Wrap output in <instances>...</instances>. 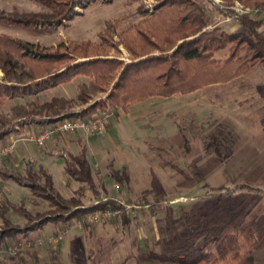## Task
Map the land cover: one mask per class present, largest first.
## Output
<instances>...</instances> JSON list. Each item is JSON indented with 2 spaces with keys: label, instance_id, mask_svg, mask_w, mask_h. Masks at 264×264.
<instances>
[{
  "label": "rangeland",
  "instance_id": "374dc122",
  "mask_svg": "<svg viewBox=\"0 0 264 264\" xmlns=\"http://www.w3.org/2000/svg\"><path fill=\"white\" fill-rule=\"evenodd\" d=\"M194 1L207 10L210 25L208 29L218 27L230 34L241 31L239 20L227 23V14L219 12L209 0ZM235 1L224 0V6L232 5ZM49 2L50 0H0L1 15L15 18L31 16L39 19L38 24L32 28L0 23V32L43 47H57L60 43L67 47L73 42L85 41L97 45L102 43L99 34L106 30L108 22H116L118 32L122 31L143 18L142 10L147 11L148 18H152L161 3L159 0H83L75 4L69 17L59 23L52 21ZM112 37L121 54L110 50L109 57H117L125 63L130 62L131 56L120 43L118 34L113 33ZM154 54L159 52L155 51ZM225 56L226 52L220 54L221 58ZM263 67H254L251 73L243 77V82H252L255 85L264 82ZM3 78L0 71V82ZM81 81L86 82L87 79L77 78L68 85L59 86L38 96L36 101L42 103L53 96L75 98ZM113 86L114 82H110L104 92L91 96L89 104H75L73 108L65 109L62 115L79 113L95 102L106 100ZM258 88L255 89L259 91V98L249 102L243 110H239L235 101L241 91L237 83L221 85L190 98V101L184 100V104L181 100L157 102L143 114L134 113L137 110L135 107L140 103L127 111L107 105L97 114L113 112L106 134L89 137L86 144L79 142L81 149L83 145L87 146L94 177L92 188L70 179L65 172V159L59 155H78L81 149L69 144L67 146L65 140L74 143L70 135L79 133L85 139L84 132L53 138L56 142L52 147H40L44 154L40 153L34 163L29 157L19 159L14 154L6 161H0V166H8L22 173L28 163L33 164L36 170L38 165L46 166L63 198L81 199L88 207L106 199L133 206H148L132 213L128 211L134 224L140 226L139 239L133 229H127L122 224L124 215L95 225L86 223L78 229L62 224H48L28 235H22L20 242L8 240L0 246V264H160L149 257L150 252H186V246L191 241L190 232L195 228V234L201 232L203 227L210 229L215 224L227 225L235 230H241L245 226H258L260 230L263 229L264 196H261L259 189L254 188L256 186L252 190H237L236 186L241 185L240 180L238 181L239 170L231 172L222 168L223 166L216 170L198 167L208 156L213 155L209 147L203 149L204 144L199 139L201 133L204 134L203 131L230 129L239 134V143L245 141V145H241L244 151L255 149L259 131L264 128V86ZM203 95L207 99L204 102L203 97L200 99ZM5 102L0 104V112L7 113L15 104L9 100ZM26 120L23 122L32 121L30 118ZM19 125L20 121L15 122V126ZM30 126L23 137L28 133L36 134L50 125ZM202 139L204 141L206 138ZM22 144L26 143L18 144L16 151ZM221 156L223 158L227 153L223 151ZM216 162L219 163V160ZM124 168L130 173L129 188L120 185L111 177L112 171H122ZM40 182L45 185L44 179ZM117 184L120 185V190H116ZM241 191L245 194H241ZM176 199L179 201L174 202ZM8 205H23L32 214L44 213L50 209L47 203L36 198L27 188L11 181H0V206L9 207ZM133 214H136L135 217ZM7 216L15 225L27 227V220L17 215L11 207ZM1 228L0 219V230ZM145 228L151 232L148 235V249L139 242L144 240ZM160 228L163 234L157 240L154 235H160ZM258 235L264 239V232H258ZM59 236H62V240L54 246L52 241ZM259 243L260 249L255 254L256 262L264 264V241ZM13 245L21 247L17 255L9 253V247ZM211 249L213 254H217L216 246Z\"/></svg>",
  "mask_w": 264,
  "mask_h": 264
},
{
  "label": "trees",
  "instance_id": "16d2710c",
  "mask_svg": "<svg viewBox=\"0 0 264 264\" xmlns=\"http://www.w3.org/2000/svg\"><path fill=\"white\" fill-rule=\"evenodd\" d=\"M81 1L50 0L52 21L61 23ZM159 1L158 11L152 18L142 10L143 18L122 31L118 32L116 22H108L106 30L99 34L102 43L97 45L85 41L73 42L67 47L63 43L57 47H43L0 32V71L4 75L0 82V104L7 100L28 99L7 113L0 112V143L8 137L23 135L29 124L23 120L29 118L33 123L52 125L63 119L92 118L107 105L127 111L149 98H171L225 85L247 76L257 65L264 66L261 21L242 17L239 20L241 31L230 34L218 27L208 29L207 10L194 0ZM239 1L252 7H264V0ZM38 21L31 16L15 18L0 14V23L22 28H32ZM113 33L118 34L120 43L131 56L130 62L109 57L110 50L121 54L113 41ZM155 51L159 54H154ZM222 52H226L225 58L220 57ZM80 77L87 81L78 84L75 98L55 96L42 103L36 101L38 96ZM110 82H114V86L106 100L95 102L79 113L62 115L75 104H89L91 96L104 92ZM17 121L21 123L18 127L15 126ZM60 156L65 159V172L70 179L91 188L94 186L86 146L78 155L61 153ZM111 177L129 188L130 173L126 168L112 171ZM43 179L45 185L40 182ZM0 181H12L27 188L50 208L47 212L32 214L23 205L0 206V246L8 240L20 242L22 235L48 224L69 226L97 210L121 207L112 199L98 201L90 207L78 198L65 199L47 169L40 166L36 170L30 163L24 173L0 168ZM236 187L237 190L253 189L248 185ZM10 207L27 220V227L21 228L8 218ZM123 218L125 224L130 223L128 214ZM203 228L196 234L197 228L190 232L191 241L186 252L152 251L149 257L162 264H257L255 254L260 247V238L252 227L241 230L229 226ZM213 246L217 247V254H213Z\"/></svg>",
  "mask_w": 264,
  "mask_h": 264
},
{
  "label": "crops",
  "instance_id": "0c3cea01",
  "mask_svg": "<svg viewBox=\"0 0 264 264\" xmlns=\"http://www.w3.org/2000/svg\"><path fill=\"white\" fill-rule=\"evenodd\" d=\"M256 69H259V67H257ZM242 79H243V77L238 79V80H235L231 83H228L229 85H232V84L235 85L237 83L239 86V89L241 90V91H239L238 96L235 98V101L237 102L239 110H243L244 108H247V106L249 105V102L253 101L254 99H258L260 94H259V91H257L256 89L258 87L262 88L264 86V82L257 83L256 84L257 86H256L255 83L252 84V82L244 83ZM225 85H227V84H225ZM220 86L221 85H214V86H210V87L204 88L202 90L196 91L195 93H192V94L175 95L171 98H158V97L157 98H151V99H149L143 103L138 104L135 107V109L137 108V110L134 113L135 114L137 112L142 113V114L146 113L150 109V107L153 106L154 104H156L157 102L162 103V102H168L170 100H174V101L178 102L179 100H181V103L184 104V100L190 101V98L195 97V96H199L200 94H205L207 91H211L212 89L218 88ZM53 97H55V96H53ZM202 97H203L202 101L204 102L206 97H205V95H203L200 97V99ZM9 101H13V103H15L13 106H15L19 103H24L25 101H28V99H15V100H9ZM262 101H263V99H262ZM263 103H264V101L262 102V107H264ZM2 104H4V102ZM129 114H131V113H126V114L124 113V115H129ZM38 119H39V121L45 120L44 118H38ZM37 124H42V123H33L30 121L29 124L26 126L25 131L29 128L30 125H31L30 126V128H31L33 125H37ZM43 124H46V123H43ZM203 133L204 134L201 133L200 138H199L201 141V144L202 143L204 144L203 149L205 147H209V149H211V152H212V153L211 152L210 153L213 155L208 156V158H206V161H203L198 167L201 169L203 168V169H209V170H216V169L221 168L223 166L222 168H226L228 170H231V172H232V170H239L240 176H239L238 181L240 180L239 181L240 184L241 185H248L251 187L256 186L254 188L259 189L260 192L262 193L261 196H264V128L261 131H259V133H260V134H258L259 139L257 140V144H255V149L254 150L248 149L247 151H244L242 149V146L245 145V141L242 140L239 143L237 141L238 140L237 137H239V134L237 132L233 133L232 130H230V129L224 128L223 130L221 129V131L217 130L215 132H214V130L208 131V132L203 131ZM70 136H71L70 138L74 141V143H70L69 141L65 140L66 139L65 138L64 140L66 142V145L67 146H68V144L72 145V146L78 148V150L81 149L80 144H79L80 141H81V143L84 144L86 141H89V139H90L89 137H94V136H89V135L85 134V139H86L85 140L84 136L81 133H79L77 135H70ZM202 137L206 138V139L203 141ZM8 139H10V137H8L4 142L0 143V146L5 144ZM55 142H56L55 139L50 141L47 144V148L52 147ZM238 144H239V147H237ZM22 145L23 146L19 147V149L17 151H15V154H14V156L19 157V159H22V158L26 159V157H29L31 162L34 163V161L36 160L37 156L40 155V153L44 154V152L41 150L43 148H40L35 144H22ZM83 146H86V145H83ZM245 147L247 148V146H245ZM22 151L24 154L22 153ZM223 151L225 153H227V156L222 158L221 153H223ZM260 152H261V154H260ZM20 153H22V157L20 156ZM216 160H219V163H217ZM0 161H6V159L0 160ZM40 166L44 167L43 165H38V168ZM0 168L15 170V169H11L8 166H3V165H1ZM34 168H35V166H34ZM44 168L47 169V171L49 172V170L46 166ZM16 171H18V170H16ZM49 174H51V173L49 172ZM243 180H245V181L243 182ZM240 193L245 194V192H243V191H241ZM178 201H179V199H176L174 202H178ZM247 214L250 216V212H248ZM247 214H246V217H248ZM128 216H129V214H128ZM129 219H130V223L125 224L126 221H124V218L122 217V224L127 229H130V228L133 229V231L137 235L136 237L139 239L138 232H140V231L138 230V228L140 226L138 224H134V222L131 220V216H129ZM136 223H138V222H136ZM215 226L216 227H223V226H227V225H220V224L213 225V227H215ZM144 227H146V226H144ZM252 228L255 230V232L257 234H258V232H261V233L264 232V228L261 230L258 228V226H257V228L256 227H252ZM145 229L146 230H145L144 240L139 241V242L143 246L146 245V247L148 249L150 247L148 245V242H150L149 241L150 237L148 235H149V233L151 234V232L149 231L148 228H145ZM126 231H128V230H126ZM161 233L163 234V231L160 228V235H158V234L154 235L157 240H160V238L162 236ZM258 236L260 238V242L262 243L264 241V239L262 238V236H260V235H258ZM259 249H260V247H259ZM160 264H162V263H160Z\"/></svg>",
  "mask_w": 264,
  "mask_h": 264
},
{
  "label": "built area",
  "instance_id": "2783aa9c",
  "mask_svg": "<svg viewBox=\"0 0 264 264\" xmlns=\"http://www.w3.org/2000/svg\"><path fill=\"white\" fill-rule=\"evenodd\" d=\"M219 12L227 14L226 22H231L233 20H240L242 17L256 18L263 23L264 30V7H251L245 5L239 0H236L234 4L229 6H224V0H209ZM113 116L112 111H106L100 115H96L89 119L72 118L59 120L56 123L48 126L45 129L38 131L36 134L31 135L28 133L26 136H11L9 140L0 146V160H4L15 154L16 147L20 143L35 144L38 147H45L53 138L57 136H63L66 134H73L76 132H84L87 135L92 136H103L107 132V126ZM116 190H120V185L115 186ZM104 201H107L104 200ZM121 207L118 209L106 208L102 210H97L93 213L88 214L84 218L73 222L68 227L72 228H82L86 223L95 225L103 220H112L119 216L129 214V212H134L141 208H148V206L140 205H128L125 202L115 200ZM136 214H133L135 217ZM62 240V236H59L52 244L57 246ZM21 251V247L18 245H13L9 247V253L11 255H17Z\"/></svg>",
  "mask_w": 264,
  "mask_h": 264
}]
</instances>
